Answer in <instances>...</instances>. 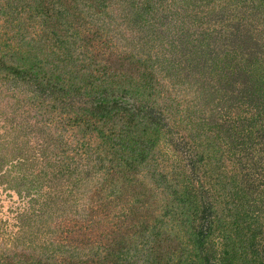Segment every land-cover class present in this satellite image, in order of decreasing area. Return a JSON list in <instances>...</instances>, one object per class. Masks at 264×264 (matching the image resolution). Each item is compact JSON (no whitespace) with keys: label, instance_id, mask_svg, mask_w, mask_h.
<instances>
[{"label":"trees","instance_id":"trees-1","mask_svg":"<svg viewBox=\"0 0 264 264\" xmlns=\"http://www.w3.org/2000/svg\"><path fill=\"white\" fill-rule=\"evenodd\" d=\"M0 264H264V0H0Z\"/></svg>","mask_w":264,"mask_h":264}]
</instances>
